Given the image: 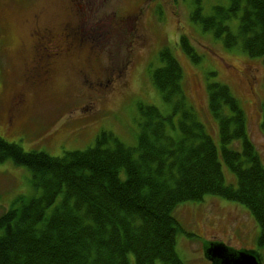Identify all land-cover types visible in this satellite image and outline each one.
Masks as SVG:
<instances>
[{"label": "rangeland", "instance_id": "374dc122", "mask_svg": "<svg viewBox=\"0 0 264 264\" xmlns=\"http://www.w3.org/2000/svg\"><path fill=\"white\" fill-rule=\"evenodd\" d=\"M199 5L202 15L209 16L215 6L227 7L228 0H0V138L24 152L53 157L91 148L102 133L135 147L143 120L140 105L172 114L171 103L162 100L150 80L162 64L159 53L168 49L182 69L185 107L195 111L217 147V124L207 105V85L213 82L226 85L237 99L247 136L264 166V58L250 57L240 42L226 48L221 38L203 30L191 20ZM225 24L236 34L238 16ZM68 25L83 42L70 53L48 56L47 75L31 72L39 34H55ZM182 37L198 61L183 52ZM38 53L55 52L47 48ZM17 99L21 103L14 105ZM172 118L176 123L178 116ZM167 128L175 137L178 131ZM231 147L239 149L240 142ZM221 169L225 183L235 187V175L222 160ZM40 193L27 167L11 159L0 162V215L17 207L19 198L28 201ZM173 216L184 231L175 245L184 264H211L204 255L210 242L254 251L264 264L261 226L244 205L206 194L179 203ZM128 258L134 264L133 255Z\"/></svg>", "mask_w": 264, "mask_h": 264}, {"label": "trees", "instance_id": "16d2710c", "mask_svg": "<svg viewBox=\"0 0 264 264\" xmlns=\"http://www.w3.org/2000/svg\"><path fill=\"white\" fill-rule=\"evenodd\" d=\"M237 16L233 34L225 22ZM191 20L221 38L226 48L240 42L250 57L264 58V0H228L227 7L215 6L209 16L199 5ZM179 43L198 61L183 37ZM159 58L162 64L150 80L162 100L171 103L172 114L140 105L143 120L135 147L102 133L91 148L53 157L24 152L0 138V162L11 159L27 167L41 190L28 201L19 198L17 207L0 215V264H130L129 254L134 264H184L175 248L183 229L173 211L206 194L244 205L261 226L258 244H264V166L237 99L224 84L207 85L217 147L195 111L185 107L178 61L168 49ZM260 124L264 133V106ZM168 125L178 131L175 137ZM233 141L240 142L239 149L231 147ZM221 160L235 175V187L225 183Z\"/></svg>", "mask_w": 264, "mask_h": 264}, {"label": "flooded vegetation", "instance_id": "af4514ba", "mask_svg": "<svg viewBox=\"0 0 264 264\" xmlns=\"http://www.w3.org/2000/svg\"><path fill=\"white\" fill-rule=\"evenodd\" d=\"M71 26H64L59 32L52 34L49 30L41 32L38 36V40L34 47V60L32 62L31 72L38 73L40 75H47L51 70V59L48 58L50 55H61L70 53V50L79 47L80 42H83L82 35L78 34V30L75 28H70ZM49 32V33H47ZM36 34V33H35ZM47 48L52 49L55 53H38L47 50ZM21 103L20 99L14 101V105H19Z\"/></svg>", "mask_w": 264, "mask_h": 264}, {"label": "water", "instance_id": "95a60500", "mask_svg": "<svg viewBox=\"0 0 264 264\" xmlns=\"http://www.w3.org/2000/svg\"><path fill=\"white\" fill-rule=\"evenodd\" d=\"M205 257L211 264H261L258 254L251 250H234L221 242L207 243Z\"/></svg>", "mask_w": 264, "mask_h": 264}]
</instances>
